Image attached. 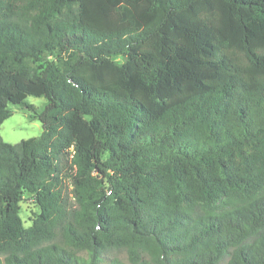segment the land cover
<instances>
[{"label":"trees","instance_id":"1","mask_svg":"<svg viewBox=\"0 0 264 264\" xmlns=\"http://www.w3.org/2000/svg\"><path fill=\"white\" fill-rule=\"evenodd\" d=\"M10 105L0 264H264V0H0Z\"/></svg>","mask_w":264,"mask_h":264},{"label":"rangeland","instance_id":"2","mask_svg":"<svg viewBox=\"0 0 264 264\" xmlns=\"http://www.w3.org/2000/svg\"><path fill=\"white\" fill-rule=\"evenodd\" d=\"M28 102L41 111L44 108L46 99L43 97L37 98L30 96L28 97ZM9 108L12 115L5 120L0 127V136L6 143L16 145L22 140L38 137L42 134V123L39 120L32 119L27 110L14 105H10ZM37 212L38 209L30 201L25 200L21 203L20 214L25 227H29L32 224V219L35 217ZM106 257L110 260L117 258L125 263H128L127 255L122 251H110Z\"/></svg>","mask_w":264,"mask_h":264}]
</instances>
